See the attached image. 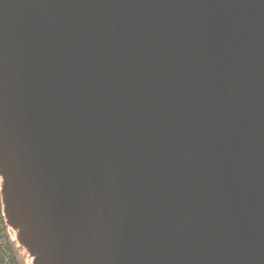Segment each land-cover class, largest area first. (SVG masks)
Listing matches in <instances>:
<instances>
[{"label":"water","instance_id":"water-1","mask_svg":"<svg viewBox=\"0 0 264 264\" xmlns=\"http://www.w3.org/2000/svg\"><path fill=\"white\" fill-rule=\"evenodd\" d=\"M0 178L32 264H264V0H0Z\"/></svg>","mask_w":264,"mask_h":264},{"label":"trees","instance_id":"trees-1","mask_svg":"<svg viewBox=\"0 0 264 264\" xmlns=\"http://www.w3.org/2000/svg\"><path fill=\"white\" fill-rule=\"evenodd\" d=\"M1 187V178H0ZM0 264H32V258L6 220L0 193Z\"/></svg>","mask_w":264,"mask_h":264}]
</instances>
